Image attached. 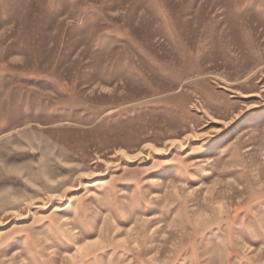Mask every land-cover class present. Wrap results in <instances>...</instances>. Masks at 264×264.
<instances>
[{
	"label": "rangeland",
	"instance_id": "rangeland-1",
	"mask_svg": "<svg viewBox=\"0 0 264 264\" xmlns=\"http://www.w3.org/2000/svg\"><path fill=\"white\" fill-rule=\"evenodd\" d=\"M0 264H264V0H0Z\"/></svg>",
	"mask_w": 264,
	"mask_h": 264
}]
</instances>
